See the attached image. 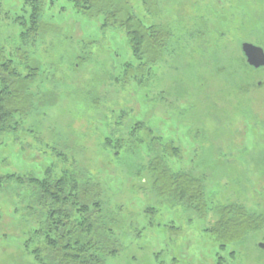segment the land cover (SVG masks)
Masks as SVG:
<instances>
[{"label": "rangeland", "instance_id": "obj_1", "mask_svg": "<svg viewBox=\"0 0 264 264\" xmlns=\"http://www.w3.org/2000/svg\"><path fill=\"white\" fill-rule=\"evenodd\" d=\"M129 1L144 24L173 31L142 84L124 30L103 28L102 15L87 17L67 0H45L44 32L22 45L41 74L32 86L39 101L0 134V176L42 178L48 167L56 173L75 163L97 177L111 206L122 207L120 249L106 264H264V224L225 248L207 231L229 203L264 215V66L249 65L241 49L243 42L264 49V0H149V10ZM0 7L8 53L30 10L21 0ZM136 122L180 149L166 157L172 171L204 179L206 218L154 194L145 171L136 175L152 156L151 139L119 156L104 146L106 137H131ZM11 206L0 192V264H32Z\"/></svg>", "mask_w": 264, "mask_h": 264}, {"label": "trees", "instance_id": "obj_2", "mask_svg": "<svg viewBox=\"0 0 264 264\" xmlns=\"http://www.w3.org/2000/svg\"><path fill=\"white\" fill-rule=\"evenodd\" d=\"M21 1L30 13L29 24L20 33V43L8 53L0 45V134L15 130L39 101L32 86L41 74L35 58L27 56L23 46L28 40L36 41L44 32L45 0ZM67 1L87 17L102 15L103 28L124 30L139 63L135 71L141 84L145 76H150L151 66L165 57L173 38L172 29L165 23L144 24L129 0ZM143 2L147 10L153 7L149 0ZM79 59L84 61L86 57ZM139 131L144 136H138ZM130 135L129 138L106 137L104 146H111L119 156L122 150L135 151L151 139L148 149L152 156L136 175L141 178L145 171L154 194L172 205L193 210L199 218H206L204 179L185 171L174 172L167 164L166 157H179L180 149L170 142L159 143L153 130L142 122L130 128ZM52 151L58 159L65 160L63 149L53 147ZM0 192L13 203L10 209L16 215V229H20L32 264H106V258L120 249L117 229L122 207H112L100 180L75 163L62 166L56 173L54 167H48L42 178L29 173L0 176ZM217 214L218 219L207 231L220 248L243 240L264 224V215H253L235 202L219 207Z\"/></svg>", "mask_w": 264, "mask_h": 264}, {"label": "water", "instance_id": "obj_3", "mask_svg": "<svg viewBox=\"0 0 264 264\" xmlns=\"http://www.w3.org/2000/svg\"><path fill=\"white\" fill-rule=\"evenodd\" d=\"M241 49L249 65L253 66L254 68L264 66L263 47L250 42H243L241 45ZM260 246L264 247L263 244H260Z\"/></svg>", "mask_w": 264, "mask_h": 264}]
</instances>
